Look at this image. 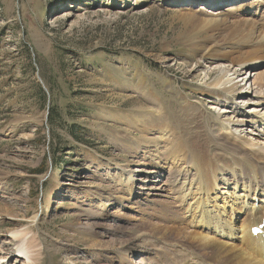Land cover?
<instances>
[{
    "label": "rangeland",
    "instance_id": "374dc122",
    "mask_svg": "<svg viewBox=\"0 0 264 264\" xmlns=\"http://www.w3.org/2000/svg\"><path fill=\"white\" fill-rule=\"evenodd\" d=\"M194 1L0 0V257L5 264L23 263L4 237L19 227L39 246L36 264H125L107 246L126 238L128 264H151L144 253L155 251L154 240L133 230L136 213L127 203L120 205L121 191L113 181L120 168L139 175L131 142L119 132L131 123L168 126L173 139L192 142L208 135L224 108L257 107L264 113V106L254 104V91L222 100L207 86L211 66L228 59L206 63L190 45L193 38L185 39L176 13L189 5L207 13L201 11L206 4ZM245 1H262L264 10V0ZM103 51L111 53L97 64Z\"/></svg>",
    "mask_w": 264,
    "mask_h": 264
},
{
    "label": "bare ground",
    "instance_id": "6f19581e",
    "mask_svg": "<svg viewBox=\"0 0 264 264\" xmlns=\"http://www.w3.org/2000/svg\"><path fill=\"white\" fill-rule=\"evenodd\" d=\"M225 1L195 0L197 5L206 4L201 11L207 13L189 5L175 17L187 30L185 39L193 38L190 45L200 50L206 63L228 59L211 66L209 89L222 100L252 96L254 91V104L264 106L263 2L232 0L225 10ZM131 124L127 132L119 133L131 142L139 175L135 178L120 168L113 181L121 191L120 205L127 203L125 207L136 213L133 218L139 223L130 229L154 240L155 251L144 253L146 259L151 264H264V236L251 233L264 221V113L257 107L224 108L208 135L192 142L173 139L168 126ZM153 190L161 199L151 195ZM4 237L14 246L12 253L24 259L22 264L39 261V246L28 230L19 227ZM113 242L107 247L128 264L130 241ZM0 264L5 258L0 257Z\"/></svg>",
    "mask_w": 264,
    "mask_h": 264
},
{
    "label": "trees",
    "instance_id": "16d2710c",
    "mask_svg": "<svg viewBox=\"0 0 264 264\" xmlns=\"http://www.w3.org/2000/svg\"><path fill=\"white\" fill-rule=\"evenodd\" d=\"M102 54V57L101 59L99 60V62L97 64H100L101 61L104 59V57L110 55L111 52H108V51H103V52H100ZM98 53H94L92 54L89 58H86L85 60H90L92 59L93 57H96ZM87 66H89V64H87ZM101 67V66H100ZM53 115H55V108L53 109V114H52V117Z\"/></svg>",
    "mask_w": 264,
    "mask_h": 264
}]
</instances>
